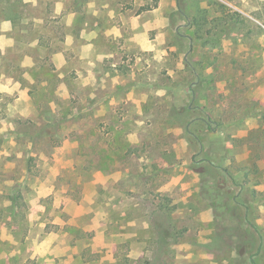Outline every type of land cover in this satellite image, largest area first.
I'll use <instances>...</instances> for the list:
<instances>
[{"label": "rangeland", "instance_id": "374dc122", "mask_svg": "<svg viewBox=\"0 0 264 264\" xmlns=\"http://www.w3.org/2000/svg\"><path fill=\"white\" fill-rule=\"evenodd\" d=\"M0 264H264V0H0Z\"/></svg>", "mask_w": 264, "mask_h": 264}]
</instances>
